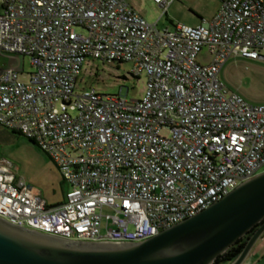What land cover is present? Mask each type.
Segmentation results:
<instances>
[{"label":"built area","instance_id":"built-area-1","mask_svg":"<svg viewBox=\"0 0 264 264\" xmlns=\"http://www.w3.org/2000/svg\"><path fill=\"white\" fill-rule=\"evenodd\" d=\"M152 1L165 12L175 0ZM161 15L150 23L127 0H0V124L37 144L67 186L47 204L1 159L0 218L65 239L137 242L264 170V104L219 77L231 56L264 60V0H222L195 26L159 28ZM85 57L129 61L143 95L76 92Z\"/></svg>","mask_w":264,"mask_h":264},{"label":"water","instance_id":"water-1","mask_svg":"<svg viewBox=\"0 0 264 264\" xmlns=\"http://www.w3.org/2000/svg\"><path fill=\"white\" fill-rule=\"evenodd\" d=\"M242 264L264 233V170L194 215L137 242L71 240L0 218V264H213L253 226Z\"/></svg>","mask_w":264,"mask_h":264},{"label":"rangeland","instance_id":"rangeland-1","mask_svg":"<svg viewBox=\"0 0 264 264\" xmlns=\"http://www.w3.org/2000/svg\"><path fill=\"white\" fill-rule=\"evenodd\" d=\"M128 4L146 21L157 26H168L182 23L195 26L201 18H210L219 8L222 0H175L161 6L152 0H127ZM199 57L207 58L206 51ZM9 62L8 55L0 53V69ZM129 61L104 62L101 59L85 57L82 69L77 77L75 91L95 88L102 93L119 94L127 100L138 99L143 95L146 78L130 74ZM31 70L29 59L23 58V73L27 78ZM219 77L229 90L239 92L252 103L264 104V60H249L231 56L222 65ZM5 159L16 168V177H21L28 185L38 191L47 204H55L63 200L67 186L61 174L47 154L25 135L13 131L0 124V160Z\"/></svg>","mask_w":264,"mask_h":264},{"label":"trees","instance_id":"trees-1","mask_svg":"<svg viewBox=\"0 0 264 264\" xmlns=\"http://www.w3.org/2000/svg\"><path fill=\"white\" fill-rule=\"evenodd\" d=\"M31 140V139H30ZM32 141V140H31ZM33 142V141H32ZM260 224L253 226L247 233L239 237L232 245H230L224 252L218 255L213 264H228L232 261L242 250L249 236L254 232L256 227Z\"/></svg>","mask_w":264,"mask_h":264},{"label":"crops","instance_id":"crops-1","mask_svg":"<svg viewBox=\"0 0 264 264\" xmlns=\"http://www.w3.org/2000/svg\"><path fill=\"white\" fill-rule=\"evenodd\" d=\"M242 264H264V233L254 243Z\"/></svg>","mask_w":264,"mask_h":264}]
</instances>
